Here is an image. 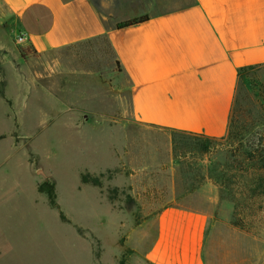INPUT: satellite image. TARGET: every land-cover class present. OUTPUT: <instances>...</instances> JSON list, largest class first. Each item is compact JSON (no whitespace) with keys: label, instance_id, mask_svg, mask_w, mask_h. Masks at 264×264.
<instances>
[{"label":"crops","instance_id":"obj_1","mask_svg":"<svg viewBox=\"0 0 264 264\" xmlns=\"http://www.w3.org/2000/svg\"><path fill=\"white\" fill-rule=\"evenodd\" d=\"M143 17L148 21L117 28ZM7 22L10 29L0 36V129L8 111L20 127L37 129L29 139L61 150L62 169L74 175L78 196L92 197L109 212L123 207L105 199L101 186L84 183V173L109 175L112 188L149 196L144 181L150 174L134 167L140 162L135 132L222 139L229 133L239 72L264 76V0H0V23ZM20 35L27 40L19 49L13 40ZM99 39L107 41L118 68L123 121L71 103L72 81L55 76L44 61ZM18 147L24 157L0 156V264H51L48 255H37L36 226L23 211L27 183L19 170L30 156L11 141V148ZM220 209L214 185L174 198L123 239L124 264H264L256 239Z\"/></svg>","mask_w":264,"mask_h":264},{"label":"rangeland","instance_id":"obj_2","mask_svg":"<svg viewBox=\"0 0 264 264\" xmlns=\"http://www.w3.org/2000/svg\"><path fill=\"white\" fill-rule=\"evenodd\" d=\"M5 28L10 29L9 23L5 26L0 23V36L6 32ZM13 42L20 49L16 40ZM44 61L51 64L55 76L64 82L72 81L71 103H78L95 114L123 119L126 103L116 93L114 76L118 68L105 39L49 54ZM240 78L232 129H229L232 134L213 139L173 132H135L133 147L135 157L140 155V162L134 163V167L150 174V180L144 181L149 185V196L141 199L139 195L129 194L127 189L112 188L109 175L100 178L82 175V181L83 176H89L92 183L98 182L105 199L107 196L123 207L118 212H109L90 196L85 200L78 196L73 188L77 183L74 175L62 169L61 150L35 144V139L30 140L29 136L33 138L40 132L28 126L20 127L8 111L3 131L0 129L5 137L4 153L0 151V156H25L19 147L11 148V141L21 143L30 156V160L23 161L19 172L25 175L27 183V190L22 193L23 211L36 226L33 238L38 245L37 255H48L51 264H124L121 245L134 227L157 214L174 198L178 201L209 185L219 190L220 215L233 226L240 223L237 228L253 236L264 255V169L251 171L248 155L252 151L256 160L264 161V76L248 69ZM15 163L16 160L12 166ZM51 186L56 194L55 204L49 196ZM79 206L81 209L76 208Z\"/></svg>","mask_w":264,"mask_h":264},{"label":"trees","instance_id":"obj_3","mask_svg":"<svg viewBox=\"0 0 264 264\" xmlns=\"http://www.w3.org/2000/svg\"><path fill=\"white\" fill-rule=\"evenodd\" d=\"M148 21V17H143V18H140V19H136V20H131V21H128V22H125V23H121V24H119L118 26H117V28L118 29H124V28H128V27H132V26H136V25H139V24H142V23H145V22H147ZM246 70H248V69H242L240 72H239V76H241V73L242 72H244V71H246ZM231 124H232V118H231ZM231 126V125H230ZM232 127V126H231ZM230 127V128H231ZM232 129V128H231ZM230 129V130H231ZM230 133H229V135L230 134H232L231 133V131H229ZM175 135H193V134H188V133H183V132H173ZM248 155H249V159H250V163H249V166H251L249 169L251 170V171H254V168H256L257 170L259 169V168H261V169H264V161H261V162H259L258 160H256L255 158H254V156H255V153L254 152H252V151H249L248 152ZM83 181L85 182V183H87V182H91L92 180L90 179V177L89 176H83ZM93 183L94 184H98V182L97 181H94L93 180ZM253 192L255 193V191L253 190ZM223 193V192H222ZM224 194V193H223ZM49 196H50V200H51V202L53 203V204H55V201H56V194H55V190H54V187L53 186H51V191L49 192ZM224 196V195H223ZM234 225L236 226V227H239V226H241L240 225V223H238V222H235L234 223Z\"/></svg>","mask_w":264,"mask_h":264},{"label":"built area","instance_id":"obj_4","mask_svg":"<svg viewBox=\"0 0 264 264\" xmlns=\"http://www.w3.org/2000/svg\"><path fill=\"white\" fill-rule=\"evenodd\" d=\"M26 37L24 35H20L16 38V44L22 46L26 43Z\"/></svg>","mask_w":264,"mask_h":264}]
</instances>
